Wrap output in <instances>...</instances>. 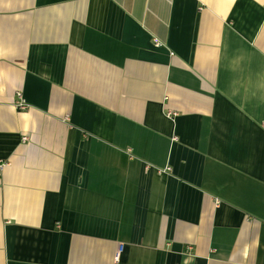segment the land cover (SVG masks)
<instances>
[{"label":"crops","instance_id":"1","mask_svg":"<svg viewBox=\"0 0 264 264\" xmlns=\"http://www.w3.org/2000/svg\"><path fill=\"white\" fill-rule=\"evenodd\" d=\"M0 162V264H264V0H0Z\"/></svg>","mask_w":264,"mask_h":264},{"label":"built area","instance_id":"2","mask_svg":"<svg viewBox=\"0 0 264 264\" xmlns=\"http://www.w3.org/2000/svg\"><path fill=\"white\" fill-rule=\"evenodd\" d=\"M18 95H19V97H20V94L18 93ZM17 106L19 107V108H21V109H23V108H25L26 107V105H25V103L19 98L18 99V101H17ZM173 114V113H172ZM25 139V138H24ZM3 163L2 162H0V166L2 165Z\"/></svg>","mask_w":264,"mask_h":264}]
</instances>
